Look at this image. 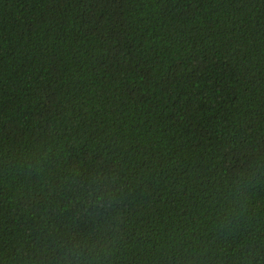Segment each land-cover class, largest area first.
Here are the masks:
<instances>
[{
    "label": "trees",
    "instance_id": "trees-1",
    "mask_svg": "<svg viewBox=\"0 0 264 264\" xmlns=\"http://www.w3.org/2000/svg\"><path fill=\"white\" fill-rule=\"evenodd\" d=\"M0 264H264V0H0Z\"/></svg>",
    "mask_w": 264,
    "mask_h": 264
},
{
    "label": "clouds",
    "instance_id": "clouds-1",
    "mask_svg": "<svg viewBox=\"0 0 264 264\" xmlns=\"http://www.w3.org/2000/svg\"><path fill=\"white\" fill-rule=\"evenodd\" d=\"M68 255L71 256V255H73V253L70 251V252L68 253Z\"/></svg>",
    "mask_w": 264,
    "mask_h": 264
}]
</instances>
